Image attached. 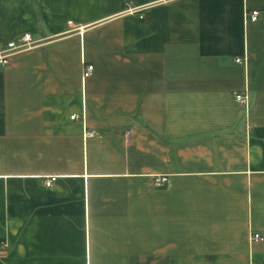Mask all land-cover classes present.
<instances>
[{"label": "crops", "instance_id": "0c3cea01", "mask_svg": "<svg viewBox=\"0 0 264 264\" xmlns=\"http://www.w3.org/2000/svg\"><path fill=\"white\" fill-rule=\"evenodd\" d=\"M24 33L0 264H264V0H0V47Z\"/></svg>", "mask_w": 264, "mask_h": 264}, {"label": "built area", "instance_id": "2783aa9c", "mask_svg": "<svg viewBox=\"0 0 264 264\" xmlns=\"http://www.w3.org/2000/svg\"><path fill=\"white\" fill-rule=\"evenodd\" d=\"M148 5L145 6H131L130 1L127 3L126 9L123 11L125 14H137L139 13L140 19L145 18L144 11L148 8ZM260 12L258 10H253L249 13L246 12V20L249 19L251 21H256L258 19ZM39 43L38 40L34 39L31 33H24L22 34L18 39L10 41L6 47H0V68L4 67L9 64L10 59L12 56L28 51L35 46H37ZM244 60L242 57L236 58V61L238 63H241ZM94 70L93 65H87L84 69V77H89ZM234 98L236 101L242 105H245V107H248L250 104V96L248 93V89H245L243 92H235ZM77 115H72L71 118L75 119ZM98 132L95 130H86V136L94 137L97 136ZM58 179L57 176L53 175L51 177H48L45 179V185L50 187L54 184V182ZM166 181V177H159L156 179L155 184L157 186L162 185ZM264 238L259 233H253L251 235V240L258 241L263 240Z\"/></svg>", "mask_w": 264, "mask_h": 264}]
</instances>
